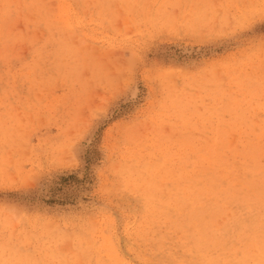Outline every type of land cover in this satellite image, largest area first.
<instances>
[{"label": "rangeland", "instance_id": "rangeland-1", "mask_svg": "<svg viewBox=\"0 0 264 264\" xmlns=\"http://www.w3.org/2000/svg\"><path fill=\"white\" fill-rule=\"evenodd\" d=\"M261 153L264 0H0V264H262Z\"/></svg>", "mask_w": 264, "mask_h": 264}, {"label": "bare ground", "instance_id": "bare-ground-1", "mask_svg": "<svg viewBox=\"0 0 264 264\" xmlns=\"http://www.w3.org/2000/svg\"><path fill=\"white\" fill-rule=\"evenodd\" d=\"M6 36V35H5ZM3 37V36H2ZM9 37V36H8ZM10 38V37H9ZM3 39V38H2ZM4 40V39H3ZM90 55V54H89ZM93 61H91V62H89L88 63V65H87V67H89V70H88V74L85 76V79H83L81 76H79L77 73H75V71H71V70H69V72H67V76H68V78H70V79H75L76 80V78L79 80L78 82H81L84 86H86V84H88V82H89V79H90V77H92L94 80H101V81H104V82H107L108 84H110V85H112L113 83H116V82H114V81H116L118 78H115L114 79V76H106L105 74H103V71L101 72V67H100V64H101V62H99L100 61V59H99V57L97 56V55H94V57H93V59H92ZM103 62V61H102ZM104 65H106V64H104ZM104 69H106V68H104ZM109 70V69H108ZM105 71H107V70H105ZM105 73V72H104ZM108 73V72H107ZM71 80H69V82H70ZM68 82V83H69ZM77 82V83H78ZM73 83H75V82H73ZM80 83V84H81ZM90 84V83H89ZM70 85V84H69ZM75 85V84H74ZM90 86V85H89ZM105 87V86H104ZM73 88V87H72ZM75 88V87H74ZM116 88V87H115ZM76 89V88H75ZM100 92H102V91H100ZM95 94H96V92H95ZM99 95V94H98ZM100 96V95H99ZM101 97V96H100ZM99 99V98H98ZM81 123V122H80ZM76 124V123H75ZM82 125V124H81ZM136 126V125H135ZM135 126H134V128H135ZM128 128V127H127ZM131 128V127H130ZM130 128H129V130H130ZM133 128V127H132ZM131 128V129H132ZM133 128V129H134ZM126 129V128H125ZM136 129V128H135ZM132 132H133V130H131ZM130 131V132H131ZM135 131L136 130H134V133H135ZM127 132V131H126ZM119 136V135H118ZM121 136V135H120ZM125 136V135H124ZM228 145H230L229 143H228ZM227 145V147H229ZM233 145V144H232ZM245 145V144H244ZM243 145V146H244ZM247 145V144H246ZM69 146H70V144H69ZM201 146V145H200ZM206 146H207V144H206ZM237 146V145H236ZM240 146V145H239ZM253 147V146H252ZM260 147V146H259ZM206 148H208V147H206ZM233 148H234V145H233ZM239 148V147H238ZM244 148H246V146H244ZM213 149V148H212ZM231 149V148H230ZM229 149V150H230ZM261 149H263V147L261 148ZM202 150V149H201ZM206 150V149H205ZM204 150V151H205ZM213 150H215V149H213ZM227 150V149H226ZM233 150V149H232ZM203 151V152H204ZM222 151V150H221ZM206 152V151H205ZM204 152V153H205ZM207 152H208V150H207ZM224 152V151H223ZM72 153V152H71ZM205 155V154H204ZM204 155H203V157H204ZM228 155V154H227ZM261 155H263L262 153H261ZM199 156V155H198ZM198 156H197V159H198ZM202 156V155H201ZM205 156H207V155H205ZM229 156V155H228ZM264 156V155H263ZM202 157V158H203ZM221 157V156H220ZM252 158V157H251ZM258 158V157H257ZM260 158H261V156H260ZM259 158V159H260ZM221 159H223L222 157H221ZM236 159V158H235ZM219 160V159H218ZM201 161V160H200ZM235 162H236V160H234ZM239 162V161H238ZM228 163V162H227ZM211 164V163H210ZM201 165H202V163H201ZM209 165V164H208ZM207 165V166H208ZM213 165V164H212ZM252 165V164H251ZM260 165V164H259ZM219 166V165H218ZM261 166V165H260ZM200 167V166H199ZM227 167V166H226ZM208 168V167H207ZM223 168V167H222ZM225 168V167H224ZM256 168V167H255ZM264 168V167H263ZM200 169V168H199ZM209 169V168H208ZM211 169H212V167H211ZM219 169V168H218ZM258 170H259V168H257ZM205 170V169H204ZM213 170V169H212ZM264 170V169H263ZM205 171H207V170H205ZM210 171V170H209ZM214 171H215V169H214ZM218 171V170H217ZM227 171V170H226ZM229 172H230V170H228ZM239 171V170H238ZM208 172V171H207ZM206 172V173H207ZM212 172V171H211ZM211 172H210V174H211ZM224 172V171H223ZM263 172V171H262ZM198 173V172H197ZM214 173V172H213ZM220 173V172H219ZM231 173V172H230ZM199 174V173H198ZM208 174V173H207ZM232 174V173H231ZM230 174V175H231ZM256 174V173H255ZM254 174V175H255ZM260 174V173H259ZM259 174H257V176L259 175ZM199 175H202V174H199ZM203 175H205V173L203 174ZM213 175V174H212ZM215 175V174H214ZM221 175V174H220ZM222 175H223V173H222ZM224 175H226V174H224ZM236 175V174H235ZM240 175V174H239ZM198 176V175H197ZM196 176V177H197ZM209 176H211V175H209ZM219 176V175H218ZM243 176H245V175H243ZM252 176V175H251ZM260 176V175H259ZM206 177H208V176H206ZM205 177V178H206ZM212 177V176H211ZM223 177V176H222ZM227 177V176H226ZM248 177V176H247ZM201 178H203L204 179V177L202 176ZM214 178V177H213ZM221 178V177H220ZM224 179H225V176L223 177ZM231 178H233V177H231ZM246 178V177H245ZM252 178V177H251ZM227 179V178H226ZM226 179H225V181H226ZM238 179H241V178H238ZM250 179V178H249ZM210 180V179H209ZM229 180H231V179H229ZM241 180H247V178L246 179H241ZM252 180H253V178H252ZM233 181H235V180H233ZM236 181H237V184H239L238 183V180H237V178H236ZM235 181V182H236ZM256 181V180H255ZM198 182V181H197ZM202 182V181H201ZM205 182V181H204ZM243 182V181H242ZM259 182V181H258ZM198 183H200V182H198ZM208 183H210V182H208ZM247 183V182H246ZM204 184V183H203ZM202 184V187H201V189H203V185ZM212 184H213V182H212ZM228 184V183H227ZM236 184V183H235ZM244 184V182L242 183V185ZM211 185V184H210ZM224 185H226V183L224 184ZM261 185V184H260ZM198 186H199V184H198ZM209 186V185H208ZM207 186V187H208ZM235 186V185H234ZM196 187V186H195ZM205 187V186H204ZM224 187V186H223ZM237 187V186H236ZM248 187V186H247ZM210 188V187H209ZM212 188V187H211ZM214 188V187H213ZM213 188L212 189H210V190H212L213 191ZM207 189V188H206ZM217 189V188H216ZM216 189H215V191H216ZM244 189V188H243ZM198 190H199V187H198ZM204 190V189H203ZM209 190V189H208ZM209 190V191H210ZM222 190H223V188H222ZM256 190V189H255ZM196 191H197V189H196ZM226 190H224V192H225ZM250 191V190H249ZM254 191V190H253ZM258 191H259V189H258ZM194 193H195V191H194ZM213 193H214V191H213ZM223 193V192H222ZM233 193V192H232ZM205 195H206V193H204ZM203 194V195H204ZM208 194H209V192H208ZM234 194V193H233ZM263 194V193H262ZM215 195V194H214ZM204 197V196H203ZM207 197V196H206ZM222 197V196H221ZM224 197V196H223ZM196 198V197H195ZM208 198H209V196H208ZM213 198V197H212ZM211 199V198H210ZM209 199V200H210ZM196 200V199H195ZM214 200V199H213ZM212 200V201H213ZM261 200H263L262 198H261ZM252 202V201H251ZM205 203H206V201H205ZM210 203H211V200H210ZM203 204V203H202ZM217 204V203H216ZM220 204V203H219ZM201 205V204H200ZM210 205V204H209ZM211 205H213V204H211ZM215 206V205H214ZM234 206H236V205H234ZM225 207V206H224ZM229 207V206H228ZM231 207V206H230ZM213 208V207H212ZM215 209V208H214ZM224 209V208H223ZM250 209H252V208H250ZM256 212H257V210H256ZM261 213V212H260ZM260 215V214H259ZM256 220H257V218H256ZM247 223V222H246ZM252 229V228H251ZM255 234H256V232H255ZM253 238V237H252ZM247 241V240H246ZM254 244V243H253ZM253 244H252V246H253ZM255 245V244H254ZM255 247V246H254ZM254 247H252V248H254ZM256 248V247H255ZM249 249H250V247H249ZM262 250V249H261ZM258 251V250H257ZM250 252H251V250H250ZM260 252V251H259ZM264 257V256H263ZM256 258V257H255ZM248 259V258H247ZM251 260V259H250ZM248 261V260H247ZM264 262V261H263ZM263 262H262V264H263Z\"/></svg>", "mask_w": 264, "mask_h": 264}]
</instances>
